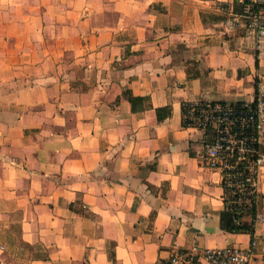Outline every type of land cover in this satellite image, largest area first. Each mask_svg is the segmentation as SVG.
<instances>
[{
    "label": "crops",
    "instance_id": "0c3cea01",
    "mask_svg": "<svg viewBox=\"0 0 264 264\" xmlns=\"http://www.w3.org/2000/svg\"><path fill=\"white\" fill-rule=\"evenodd\" d=\"M227 18L202 0H0V264H172L253 240L263 264L264 165L253 238L225 233L224 175L183 125L184 103H251L264 83Z\"/></svg>",
    "mask_w": 264,
    "mask_h": 264
},
{
    "label": "built area",
    "instance_id": "2783aa9c",
    "mask_svg": "<svg viewBox=\"0 0 264 264\" xmlns=\"http://www.w3.org/2000/svg\"><path fill=\"white\" fill-rule=\"evenodd\" d=\"M207 4H215L220 11L227 14L225 33L236 31L241 26L251 34L256 42L258 58L264 59V20L262 11L254 13L255 6H264V0H202ZM243 6V13L235 12V5ZM187 128L203 131H215L214 142L207 147L209 166L219 169L224 175L228 189L257 195L259 169L264 159L259 157L243 169L240 162L247 154L254 153L256 145L264 141V83L258 87L253 102L245 103L237 109L221 103H191L184 117ZM239 205L251 206L250 200L236 201ZM257 242L252 241L248 249L229 246L222 249H206L202 255L195 251L180 254L174 252L172 264H197L200 257L209 264H252ZM178 248V245H176ZM264 264V253L262 254Z\"/></svg>",
    "mask_w": 264,
    "mask_h": 264
},
{
    "label": "trees",
    "instance_id": "16d2710c",
    "mask_svg": "<svg viewBox=\"0 0 264 264\" xmlns=\"http://www.w3.org/2000/svg\"><path fill=\"white\" fill-rule=\"evenodd\" d=\"M254 13H259L262 11L264 13V6H255L253 9ZM235 12L236 13H243V6L236 4L235 5ZM130 101H134L133 96H130ZM205 102H201V104H204ZM214 104V103H212ZM223 105H231L232 107H235L237 109L243 108L245 105L244 102H236V103H224L221 102ZM191 106V103H184L182 106V113H183V125L186 126V123L184 122V117L186 116L189 107ZM158 119L160 121H163L167 119L171 115V109L170 108H161L157 110ZM209 141L208 146L211 145L214 142L215 138V131L213 129H207L206 131ZM254 153L247 154L246 158L240 162V166L245 169L247 166H249L252 162L256 161L260 155H259V145L255 146ZM224 190H225V207L224 210L220 214V224L221 229L228 234H249L254 236L256 231V222L258 220V215L256 212V193L254 194H247L241 193V192H233L232 190L228 189L226 185V180L224 179L223 182ZM239 199L245 201L250 200L251 206L249 205H239L236 204V201Z\"/></svg>",
    "mask_w": 264,
    "mask_h": 264
}]
</instances>
